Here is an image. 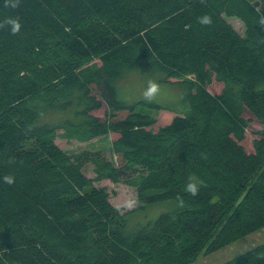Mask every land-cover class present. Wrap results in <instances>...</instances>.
Instances as JSON below:
<instances>
[{
  "label": "trees",
  "instance_id": "16d2710c",
  "mask_svg": "<svg viewBox=\"0 0 264 264\" xmlns=\"http://www.w3.org/2000/svg\"><path fill=\"white\" fill-rule=\"evenodd\" d=\"M9 17L22 27L0 28V264H193L264 229V0H0V23ZM143 61L161 82L188 84L183 112L140 101L118 127L93 116L88 78L117 80ZM140 107L175 117L155 133L157 115ZM251 122L262 129L248 155ZM60 130L80 142L120 131L117 162L66 153ZM104 180L134 188L136 211L115 207L95 186ZM165 202L180 206L135 220ZM228 264H264V243Z\"/></svg>",
  "mask_w": 264,
  "mask_h": 264
},
{
  "label": "rangeland",
  "instance_id": "374dc122",
  "mask_svg": "<svg viewBox=\"0 0 264 264\" xmlns=\"http://www.w3.org/2000/svg\"><path fill=\"white\" fill-rule=\"evenodd\" d=\"M195 1V0H189ZM229 23L239 32H244L243 24L235 19L228 18ZM144 69L133 68L123 73L122 77L117 80H104L100 78H88L90 84L89 96L97 104L92 115L98 117L103 123L112 124L116 121V127L119 125L120 118L127 116V109L130 104L144 101L142 93L146 89L148 81L154 80L159 84V92L152 102L158 103L162 106L174 108L180 112L184 110V95L188 84L184 85L183 80L170 79L167 82H161V71L158 70L153 64L148 61H143ZM97 65L101 66L98 59H94L88 66ZM186 81H193L194 78L187 77ZM212 94H220L223 90V85L214 82L207 87ZM144 112L146 114L157 115V123L152 128L153 132H157L161 127L168 125L175 117L173 112L168 110H162L155 112L147 107L136 108L135 111ZM247 118H252L249 113L245 115ZM64 117H57V119H63ZM262 127L258 122H251L248 129L246 139L240 143L245 148L248 155L254 154L253 143L258 136L256 132L261 130ZM121 132L112 130L106 137L94 139L89 142H80L75 139H67L63 137V130H60L57 134L56 143L66 153L72 155L77 154L85 150L90 151H102L104 155L112 161L117 162V157L113 154V144L120 138ZM94 166L87 164L84 167L85 174L88 178L94 179L95 174L93 172ZM96 187H103L110 194V202L117 208H121L123 213H129L136 211L138 208V196L136 190L124 182L114 183L110 180H104L102 182H96ZM180 205L175 202H165L149 207L145 213H137L138 217L136 221L142 219L143 222L149 220H155L161 214L175 212ZM264 243V229L254 233L218 252L213 254L202 253L193 264H228L235 258L245 254L257 245Z\"/></svg>",
  "mask_w": 264,
  "mask_h": 264
},
{
  "label": "clouds",
  "instance_id": "9594fccd",
  "mask_svg": "<svg viewBox=\"0 0 264 264\" xmlns=\"http://www.w3.org/2000/svg\"><path fill=\"white\" fill-rule=\"evenodd\" d=\"M20 0H5V7L16 9L19 6ZM203 2V0H202ZM197 22L202 26H210L212 18L209 15H202L198 17ZM8 27L11 34L16 35L21 30V23L17 17H9L3 23H0V28ZM159 92V84L154 80H149L146 89L142 93V98L146 102H152ZM4 183L12 185L15 178L12 175H5L3 177ZM191 195H196L199 191V182L195 178H190L185 189ZM180 205L183 206V200L180 199Z\"/></svg>",
  "mask_w": 264,
  "mask_h": 264
},
{
  "label": "water",
  "instance_id": "95a60500",
  "mask_svg": "<svg viewBox=\"0 0 264 264\" xmlns=\"http://www.w3.org/2000/svg\"><path fill=\"white\" fill-rule=\"evenodd\" d=\"M254 7L259 8V7H260V2H259V1H256V2L254 3Z\"/></svg>",
  "mask_w": 264,
  "mask_h": 264
}]
</instances>
